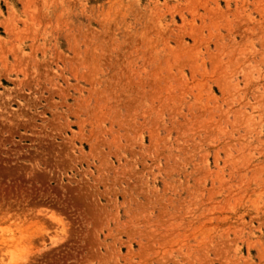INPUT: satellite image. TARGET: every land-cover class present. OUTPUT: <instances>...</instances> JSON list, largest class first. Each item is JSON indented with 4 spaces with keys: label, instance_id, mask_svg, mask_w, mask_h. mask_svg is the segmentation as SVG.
<instances>
[{
    "label": "rangeland",
    "instance_id": "1",
    "mask_svg": "<svg viewBox=\"0 0 264 264\" xmlns=\"http://www.w3.org/2000/svg\"><path fill=\"white\" fill-rule=\"evenodd\" d=\"M0 264H264V0H0Z\"/></svg>",
    "mask_w": 264,
    "mask_h": 264
}]
</instances>
